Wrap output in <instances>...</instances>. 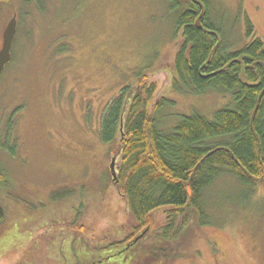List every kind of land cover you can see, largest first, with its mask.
Returning <instances> with one entry per match:
<instances>
[{
	"label": "rangeland",
	"instance_id": "obj_1",
	"mask_svg": "<svg viewBox=\"0 0 264 264\" xmlns=\"http://www.w3.org/2000/svg\"><path fill=\"white\" fill-rule=\"evenodd\" d=\"M210 3L227 50L264 42V0ZM182 9L172 0H0V48L17 17L0 78V264H264V182L252 192L230 175L207 193L213 223L194 215L168 242L158 236L166 223L160 208L154 231L123 249L136 222L113 183L118 140L99 137L107 105L125 86H139L140 72L171 101L154 113L163 130L194 112L211 118L231 101L216 89L172 87ZM152 245L165 254L156 257Z\"/></svg>",
	"mask_w": 264,
	"mask_h": 264
},
{
	"label": "trees",
	"instance_id": "obj_2",
	"mask_svg": "<svg viewBox=\"0 0 264 264\" xmlns=\"http://www.w3.org/2000/svg\"><path fill=\"white\" fill-rule=\"evenodd\" d=\"M172 3L183 8L177 19L183 41L175 55L172 87L192 94L216 89L230 94L231 101L211 118L194 112L163 130L154 113L171 101L159 96L157 83L140 72L141 84L125 86L107 105L99 137L105 144L118 140V178L113 183L120 186L136 222L126 238L129 243L154 231L151 215L160 208H166V223L158 236L168 242L187 229L194 215L200 225L213 223L207 193L221 177L233 176L252 192L264 182L263 40L255 37L229 51L212 21L210 0ZM248 25L252 36L253 25ZM8 150L15 152L14 146ZM4 178L1 169V183ZM4 218L0 205V222ZM157 250L152 245L156 257L165 254Z\"/></svg>",
	"mask_w": 264,
	"mask_h": 264
},
{
	"label": "water",
	"instance_id": "obj_3",
	"mask_svg": "<svg viewBox=\"0 0 264 264\" xmlns=\"http://www.w3.org/2000/svg\"><path fill=\"white\" fill-rule=\"evenodd\" d=\"M202 15L203 13H201V16ZM197 23L198 24L200 23V19L197 20ZM16 31H17V17L16 15H14L6 25L5 30L3 32V41H2V46L0 48V77L6 65L12 60V46L16 35ZM114 162H115V158L113 159V163ZM0 173H1V167H0ZM113 176L115 179L118 178L115 171L113 172ZM141 236L137 237L135 241H137Z\"/></svg>",
	"mask_w": 264,
	"mask_h": 264
},
{
	"label": "flooded vegetation",
	"instance_id": "obj_4",
	"mask_svg": "<svg viewBox=\"0 0 264 264\" xmlns=\"http://www.w3.org/2000/svg\"><path fill=\"white\" fill-rule=\"evenodd\" d=\"M176 1H178V2H181L182 4H184V1H193V0H176ZM202 8H203V6H201ZM11 62V61H10ZM9 62V63H10ZM8 63V64H9ZM3 74V73H2ZM14 146H17V141L15 142V145ZM115 157H113V159H114ZM116 161V160H115ZM112 163H113V160L111 161V166H110V168H111V172H112V177H113V181H117V179H115L114 178V176H113V172L115 171L116 172V174H117V167L115 166V162L113 163V165H112ZM114 168V169H113ZM79 215H80V211L78 212V210H76L75 211V219H77L78 217H79ZM5 219V218H4ZM4 222V220L3 221H1L0 222V224H2ZM134 242H136L135 240L133 241V242H131V243H129V242H127V244L123 247V249H130L131 247H132V245L134 244Z\"/></svg>",
	"mask_w": 264,
	"mask_h": 264
}]
</instances>
